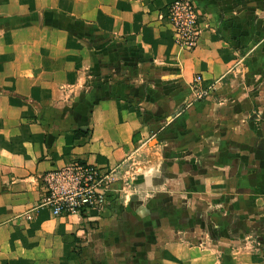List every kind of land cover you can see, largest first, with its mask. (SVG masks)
I'll return each mask as SVG.
<instances>
[{
    "label": "crops",
    "instance_id": "1",
    "mask_svg": "<svg viewBox=\"0 0 264 264\" xmlns=\"http://www.w3.org/2000/svg\"><path fill=\"white\" fill-rule=\"evenodd\" d=\"M171 1L0 0V264H73L69 251L100 216L54 215L41 203V175L74 159L115 166L129 154L143 124L120 72L178 63L218 90L230 85L235 50L199 15L198 43L182 51ZM178 245L162 264H264L245 247L220 255Z\"/></svg>",
    "mask_w": 264,
    "mask_h": 264
},
{
    "label": "rangeland",
    "instance_id": "2",
    "mask_svg": "<svg viewBox=\"0 0 264 264\" xmlns=\"http://www.w3.org/2000/svg\"><path fill=\"white\" fill-rule=\"evenodd\" d=\"M193 1L235 50L230 85L178 63L117 75L143 125L73 264H162L180 242L264 259V0Z\"/></svg>",
    "mask_w": 264,
    "mask_h": 264
},
{
    "label": "built area",
    "instance_id": "3",
    "mask_svg": "<svg viewBox=\"0 0 264 264\" xmlns=\"http://www.w3.org/2000/svg\"><path fill=\"white\" fill-rule=\"evenodd\" d=\"M167 16L177 45L182 49H193L201 32L194 1L172 0L167 6ZM199 78L197 75L195 80ZM114 169L115 166L101 167L81 159L50 168L41 175V203L54 215L82 212L87 208L100 209L110 197Z\"/></svg>",
    "mask_w": 264,
    "mask_h": 264
},
{
    "label": "trees",
    "instance_id": "4",
    "mask_svg": "<svg viewBox=\"0 0 264 264\" xmlns=\"http://www.w3.org/2000/svg\"><path fill=\"white\" fill-rule=\"evenodd\" d=\"M81 134L85 135V134H87V131H82L80 129H74V135L75 136H78V135H81Z\"/></svg>",
    "mask_w": 264,
    "mask_h": 264
}]
</instances>
